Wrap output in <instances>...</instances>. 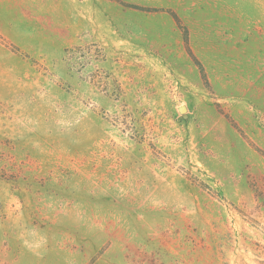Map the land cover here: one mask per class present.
I'll use <instances>...</instances> for the list:
<instances>
[{
    "label": "rangeland",
    "instance_id": "rangeland-1",
    "mask_svg": "<svg viewBox=\"0 0 264 264\" xmlns=\"http://www.w3.org/2000/svg\"><path fill=\"white\" fill-rule=\"evenodd\" d=\"M0 264H264V0H0Z\"/></svg>",
    "mask_w": 264,
    "mask_h": 264
},
{
    "label": "water",
    "instance_id": "water-1",
    "mask_svg": "<svg viewBox=\"0 0 264 264\" xmlns=\"http://www.w3.org/2000/svg\"><path fill=\"white\" fill-rule=\"evenodd\" d=\"M184 111V109L183 108H180V112H183Z\"/></svg>",
    "mask_w": 264,
    "mask_h": 264
}]
</instances>
